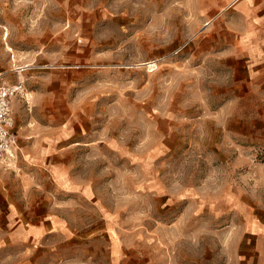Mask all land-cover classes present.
<instances>
[{"label":"rangeland","instance_id":"1","mask_svg":"<svg viewBox=\"0 0 264 264\" xmlns=\"http://www.w3.org/2000/svg\"><path fill=\"white\" fill-rule=\"evenodd\" d=\"M0 264H264V0H0Z\"/></svg>","mask_w":264,"mask_h":264},{"label":"built area","instance_id":"2","mask_svg":"<svg viewBox=\"0 0 264 264\" xmlns=\"http://www.w3.org/2000/svg\"><path fill=\"white\" fill-rule=\"evenodd\" d=\"M22 85L0 86V164L15 165L18 161L19 147L12 135L13 118L11 101L22 95Z\"/></svg>","mask_w":264,"mask_h":264},{"label":"crops","instance_id":"3","mask_svg":"<svg viewBox=\"0 0 264 264\" xmlns=\"http://www.w3.org/2000/svg\"><path fill=\"white\" fill-rule=\"evenodd\" d=\"M15 100V98L11 101V109H12V104H13V101ZM12 134H13V132H12ZM18 144V143H17ZM19 147V146H18ZM21 154V152H20V149H19V155Z\"/></svg>","mask_w":264,"mask_h":264}]
</instances>
